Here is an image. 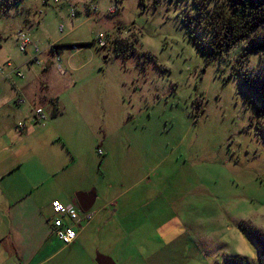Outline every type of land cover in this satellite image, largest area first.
<instances>
[{
	"label": "rangeland",
	"instance_id": "rangeland-1",
	"mask_svg": "<svg viewBox=\"0 0 264 264\" xmlns=\"http://www.w3.org/2000/svg\"><path fill=\"white\" fill-rule=\"evenodd\" d=\"M44 2L0 0V111L14 129L39 93L56 99L60 115L42 102L29 124L39 154L21 173L43 164V199L96 194L84 242L45 264H264V92L244 80L258 56H211L192 0ZM19 30L38 53L18 50Z\"/></svg>",
	"mask_w": 264,
	"mask_h": 264
},
{
	"label": "crops",
	"instance_id": "crops-1",
	"mask_svg": "<svg viewBox=\"0 0 264 264\" xmlns=\"http://www.w3.org/2000/svg\"><path fill=\"white\" fill-rule=\"evenodd\" d=\"M32 26L29 23L27 29ZM33 45L35 44L33 43ZM51 48L53 54H58L57 47ZM29 49L33 50L32 46ZM7 63L11 66V63L6 61L2 64L4 69ZM15 71L19 72L14 67V73ZM62 71L61 73H64V70ZM50 100L51 98L43 92L39 93L37 98L39 103L34 106V101L32 102L31 114L34 108H40L43 112L42 102ZM17 105L19 106V104ZM46 118L47 116L44 114L42 123ZM19 123L23 124L22 127H18ZM42 123L33 122L32 116L29 121V124ZM29 124L18 122L12 129L9 126V116L0 111V264H45L53 254L49 253V248L56 243L61 246V242L50 233L49 229L50 201L58 200L65 205L76 203L75 199L67 203H63L59 198L43 199L45 189L42 190L41 187L47 173L41 162H35L39 170L35 176L28 178L26 174L21 173L23 170L21 167L28 163L29 159L26 158L29 155L31 158L33 155L39 154L38 146H30L27 143L33 134V128ZM25 155L28 156L23 158ZM100 209L99 214L97 210L96 221H93L99 222L98 224L105 217L101 216ZM92 218L93 214L90 220ZM89 221L74 227L76 240L64 247H75L84 242L85 228L91 227V225L88 226Z\"/></svg>",
	"mask_w": 264,
	"mask_h": 264
},
{
	"label": "trees",
	"instance_id": "trees-1",
	"mask_svg": "<svg viewBox=\"0 0 264 264\" xmlns=\"http://www.w3.org/2000/svg\"><path fill=\"white\" fill-rule=\"evenodd\" d=\"M192 4L194 13L188 19L190 23L193 22L207 33L208 40L204 43V47L209 50L211 56L223 57L231 48L238 45L251 49L258 56L259 72L251 74L252 77L244 80L253 88L264 92V0H192ZM113 42V49L117 53L122 42L120 41L119 44L118 41ZM91 44L75 46L85 47ZM50 102L54 108L51 116L60 115L56 99H51ZM97 153L102 154L99 149ZM73 205L77 208L75 203ZM50 233L52 234L51 231ZM257 239L264 250V242L259 236Z\"/></svg>",
	"mask_w": 264,
	"mask_h": 264
},
{
	"label": "built area",
	"instance_id": "built-area-1",
	"mask_svg": "<svg viewBox=\"0 0 264 264\" xmlns=\"http://www.w3.org/2000/svg\"><path fill=\"white\" fill-rule=\"evenodd\" d=\"M58 0H54L57 2ZM112 10V9H111ZM15 40L17 48L20 52L25 53L27 48L32 46L33 51L38 53L36 45H32L29 36L25 31L19 30L15 34ZM95 42L98 47H105L107 44L104 40L96 38ZM32 61H37L36 57H32ZM58 60V58H56ZM6 67H10L7 63ZM59 71L61 70L58 67ZM16 76L21 78L23 75L20 72L15 71ZM32 121L35 123H41L44 119V114L40 108H34L32 111ZM23 124L19 123L18 127H22ZM82 213V212H81ZM49 227L55 238L65 245H69L76 240V233L74 227L80 226L82 222H88L92 216L89 212L82 213L80 216L79 210L73 205H64L58 200H52L49 203Z\"/></svg>",
	"mask_w": 264,
	"mask_h": 264
},
{
	"label": "water",
	"instance_id": "water-1",
	"mask_svg": "<svg viewBox=\"0 0 264 264\" xmlns=\"http://www.w3.org/2000/svg\"><path fill=\"white\" fill-rule=\"evenodd\" d=\"M95 193L90 192H81L78 191L74 194L75 202L78 206L80 212H88L95 202ZM95 264H115L112 258L107 255L95 253L93 258Z\"/></svg>",
	"mask_w": 264,
	"mask_h": 264
},
{
	"label": "flooded vegetation",
	"instance_id": "flooded-vegetation-1",
	"mask_svg": "<svg viewBox=\"0 0 264 264\" xmlns=\"http://www.w3.org/2000/svg\"><path fill=\"white\" fill-rule=\"evenodd\" d=\"M76 204V203H75ZM76 206H77V204H76ZM78 207V206H77Z\"/></svg>",
	"mask_w": 264,
	"mask_h": 264
}]
</instances>
